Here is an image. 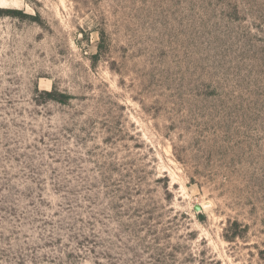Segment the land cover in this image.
I'll use <instances>...</instances> for the list:
<instances>
[{"label": "rangeland", "instance_id": "obj_1", "mask_svg": "<svg viewBox=\"0 0 264 264\" xmlns=\"http://www.w3.org/2000/svg\"><path fill=\"white\" fill-rule=\"evenodd\" d=\"M0 264H264V0H0Z\"/></svg>", "mask_w": 264, "mask_h": 264}, {"label": "water", "instance_id": "obj_2", "mask_svg": "<svg viewBox=\"0 0 264 264\" xmlns=\"http://www.w3.org/2000/svg\"><path fill=\"white\" fill-rule=\"evenodd\" d=\"M208 206V204H205V205H203L202 207H200V206H195V208H194V210H195V212H201V210L203 209V208H206Z\"/></svg>", "mask_w": 264, "mask_h": 264}, {"label": "trees", "instance_id": "obj_3", "mask_svg": "<svg viewBox=\"0 0 264 264\" xmlns=\"http://www.w3.org/2000/svg\"><path fill=\"white\" fill-rule=\"evenodd\" d=\"M48 96L51 97V99H53V98H52V95H51L50 93L48 94Z\"/></svg>", "mask_w": 264, "mask_h": 264}]
</instances>
